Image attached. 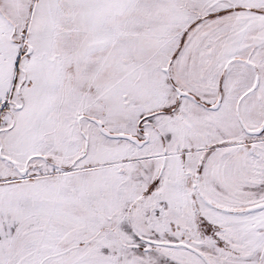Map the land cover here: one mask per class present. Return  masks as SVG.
I'll list each match as a JSON object with an SVG mask.
<instances>
[{
    "label": "snow or ice",
    "instance_id": "obj_1",
    "mask_svg": "<svg viewBox=\"0 0 264 264\" xmlns=\"http://www.w3.org/2000/svg\"><path fill=\"white\" fill-rule=\"evenodd\" d=\"M0 264H264V0H0Z\"/></svg>",
    "mask_w": 264,
    "mask_h": 264
}]
</instances>
